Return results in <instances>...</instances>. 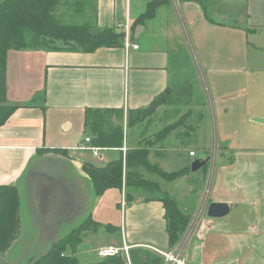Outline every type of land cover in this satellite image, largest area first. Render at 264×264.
I'll use <instances>...</instances> for the list:
<instances>
[{
    "label": "crops",
    "instance_id": "crops-1",
    "mask_svg": "<svg viewBox=\"0 0 264 264\" xmlns=\"http://www.w3.org/2000/svg\"><path fill=\"white\" fill-rule=\"evenodd\" d=\"M150 4L153 9L148 12ZM55 10L54 16L63 23L90 24L96 29L128 22L130 40L138 48H126L123 41L122 46H100L85 52L64 48L58 41L55 47L8 50L6 99L17 107L0 126V185L17 186L20 217V186L27 191L31 182L28 173L41 155L62 156L86 177L82 162L103 167L117 158H111L104 150L110 147L95 144L86 131V110H113L117 116L113 121L125 129L130 113L148 111L163 97L159 113L155 112L158 107L148 111L154 112L159 125L149 152L153 150L162 159L183 152L184 156L177 158L178 167L160 163L158 167L165 172L184 168L186 173L171 181L158 176L161 181H154L156 189L150 196L144 195L145 189L126 187L124 182L122 189L108 188L99 196L93 192L96 200L88 216L99 227L89 225L82 230L85 221L75 227V231L81 228L80 241L74 247L67 242L65 254L87 264L102 258L100 248L126 245L127 255H119L127 264H165L162 253L173 252L177 246L168 243L162 202L166 196L188 216V224L195 211L202 210L205 215L181 255L186 264H264V0H246L245 13L238 19H226L219 11L209 13L194 0H59ZM179 31L184 39L187 35L188 44L189 32L193 34L200 59L194 55L190 59L192 51L188 50V61L184 60L175 39ZM117 32L124 36L123 31ZM32 38L29 34L28 39ZM180 109L184 111L178 112ZM170 110H176L180 122L159 135L174 121ZM148 120L141 135L150 126ZM210 127L214 135L208 144ZM86 137L90 142H85ZM196 143L202 151L189 148ZM123 144L126 156L129 147L122 129V143L116 147L120 152ZM82 145L103 150L94 156L79 148ZM199 155H209L210 160L192 173L191 159ZM125 156L121 157L123 166ZM58 169L53 175L65 176L64 170ZM206 179L209 189L205 196ZM194 180L197 188L187 186ZM174 185L176 192H171L168 187ZM127 193L128 199L124 197ZM211 202L226 203L227 214L208 216ZM127 205V219L120 224L104 217L109 208ZM108 224L114 228H106ZM97 235L109 236V241L93 251L85 249L87 240Z\"/></svg>",
    "mask_w": 264,
    "mask_h": 264
},
{
    "label": "trees",
    "instance_id": "trees-1",
    "mask_svg": "<svg viewBox=\"0 0 264 264\" xmlns=\"http://www.w3.org/2000/svg\"><path fill=\"white\" fill-rule=\"evenodd\" d=\"M58 2L59 0H0V126L17 107L8 104L6 99V55L9 49L34 47L35 45L55 47L58 41L64 44V48H79L85 52L93 51L100 46L123 45V34L114 28L96 29L90 24L61 22L53 13ZM151 9H153V4L148 6V12ZM29 34L33 35L31 40L28 39ZM147 112V110H140L139 116H144ZM113 116H116L113 110L110 112L86 110L84 126L95 144L109 147L121 145L122 129L118 122L113 121ZM166 132L167 127L163 132L160 131L159 135H164ZM149 147L150 145L148 147L142 145L127 151L123 177L121 156L112 159L103 167L82 162V170L91 183L94 195L99 196L108 188L122 189L123 182L126 187H139L154 192L155 182L141 177L140 170L160 176L167 181L186 173L184 168L165 172L158 166L150 164L147 159ZM46 152L57 153L59 151L45 150ZM128 194L126 195L129 196ZM162 202L165 208L168 243L173 246L184 235L188 226V216L180 211L171 198L165 196ZM19 204L17 186L14 184L0 185V256H4L20 234ZM89 225L93 228L99 227V223L92 221L90 216L83 223L82 230ZM106 228L113 229L114 227L108 224ZM74 231L39 256L34 264H80L72 254L67 255L64 252L67 242L74 247L80 241L81 228ZM87 264H127V262L121 255H114L102 257Z\"/></svg>",
    "mask_w": 264,
    "mask_h": 264
},
{
    "label": "rangeland",
    "instance_id": "rangeland-1",
    "mask_svg": "<svg viewBox=\"0 0 264 264\" xmlns=\"http://www.w3.org/2000/svg\"><path fill=\"white\" fill-rule=\"evenodd\" d=\"M194 1L198 2L199 4H202V6L205 10L207 7L209 9V13H212L214 11L215 12L216 11L221 12V14H224L227 16V17H225L226 19H228V17H236L233 19H238L239 14L245 13V8H246V0H194ZM177 5H178L179 10L182 12L181 7H180L181 4L178 2ZM55 8H54V10H55ZM172 9L174 10L173 7H172ZM174 12H175V10H174ZM53 13L57 15L58 12H56V10H55V12L53 11ZM74 23H76V22H74ZM116 25H115L114 29H116L118 31ZM189 33H190V35H189ZM189 33H188V35H189V38L191 39V43H189V44H188L187 35H186V39H184L182 37L180 31L175 34L177 46H178L179 50H181L183 52L184 60H186V61H188L187 56H186V52H188V50L192 51L190 53V57H189L190 59L192 58L193 55L195 56V58H197V57L199 58V56H198L199 48L197 46L195 39L193 38V34L191 32H189ZM196 99L199 100V97H196ZM168 100H169V96H168ZM162 106L158 107L155 110V112L159 113L163 108ZM214 109H215V107H214ZM183 111H184V109L178 110V112H183ZM175 112H176V110H170L169 111L170 116H173L174 121L167 123V130L170 128V126L176 125L177 123L180 122V121L178 122V120H180V118L178 117V113H175ZM153 113L154 112H152V113L147 112V114L144 116L143 115L139 116V111L130 113L129 116L127 117V126L125 125V129L122 125H120L121 123H119V126H121V129H123V131H125L126 145H127V147H129L128 150H132L133 148H137L138 147L137 145H139V144H140L139 146L144 145V146L148 147V145L151 146L152 143L155 142L156 129L159 128V125H157L158 123L155 124V122H158V121L156 120L157 118L154 117ZM148 119L150 120V126L147 127L145 130V133L143 135H141L140 131L145 126ZM121 121L122 120H120L119 122H121ZM164 125H166V124H164ZM210 129H211V137H208V144H209V140L212 141L211 139L213 138V135H214L211 127H210ZM206 142L207 141H205V143H204L205 145H206ZM134 146H136V147H134ZM189 148L194 149V151H202L201 146H199V144H197V143L191 145ZM211 148H212V146H211ZM104 150H107L110 152L111 158L112 157L114 158L116 156L117 157H119V156L123 157L121 152L119 151V149L116 147H110V148H107ZM175 154H176V157H173V156H175ZM179 155L184 156V153L183 152L170 153L166 158L162 159V158L158 157L155 154V152L152 150L148 153L147 159H148V162L152 165L158 166L160 163V164H166L167 166H170V167H178V163H180V162L177 160V158ZM209 168H210V164H209ZM70 170L72 171V173L74 172V173H77L79 175L78 171L73 166L70 167ZM140 171H141V177L143 176L145 179H149L151 181H157V182L161 181V179L154 174H151V173H148V172L142 171V170H140ZM81 174H83V173H81ZM79 177H80V180H82L81 189L83 191V194H85L87 211L84 214H82L80 217H78L76 219V221L73 223V225L65 224L62 227V231L64 233L70 231L72 228L79 226L80 224H82L87 219L88 212L91 210V208H92V206L96 200L94 195H93L92 186H91V183L89 182L88 178L84 174L81 176L79 175ZM122 177H123V175H122ZM206 177L208 179L207 175H206ZM207 179H206L205 184L202 188L203 189V195H205V196L207 195L206 193L209 189V183H208ZM195 180H194V182L190 181L187 186H190V188H191V186L193 185V187L197 188V186H199V185H197L198 183H196ZM183 186L184 185H181V187H183ZM175 187L176 186L174 185L173 187L169 186L168 188H170L171 192H173V191L176 192V190L174 189ZM185 188L186 187H184V189ZM20 189H21V199H22V207H21L22 227H21L20 237L14 241V243L10 247V249L4 254V259L7 261H10V262H14L18 258H20L21 252L23 249L28 248L29 250H31L32 246H33L32 241L35 238V231L33 230V224L31 221V216L28 213L27 204H26V200H25L26 194H25L22 186H20ZM206 189H207V191H205ZM141 191H142V189H141ZM152 192L153 191H151V190H145L143 193L145 196H150L153 194ZM124 197L126 199H128L127 198L128 196L126 194H124ZM23 202H24V205H23ZM128 206L129 205H127L126 207H121V209L116 207V208H114V210L112 207V211H110V208H109L108 211H104V217L107 218L108 216H110L109 218L111 221L115 220L118 222V224H120L121 220L124 221L125 219H127V214L124 215V213L127 212L126 209L128 208ZM101 210H103V209H101ZM193 216L194 217L190 219L188 225L190 226L194 221L197 220L196 226L197 225L200 226L202 219L205 217V215L202 213V210H198V212L195 211ZM189 226L187 227V229L189 228ZM187 229H186V231H187ZM194 231H195V229H194ZM194 231H193V233H194ZM193 233H192V235H193ZM109 238H110L109 236H105V237L100 236L99 237L98 235L94 236L92 239L89 238L87 240V243H85V249H88L89 251H93V249L97 245H100L101 243L109 241V240H107ZM82 247H83V245H82ZM94 254H96V253L94 252ZM77 257H78V255H77ZM95 258L98 259L97 255ZM81 259H79V261L81 263H85Z\"/></svg>",
    "mask_w": 264,
    "mask_h": 264
},
{
    "label": "water",
    "instance_id": "water-1",
    "mask_svg": "<svg viewBox=\"0 0 264 264\" xmlns=\"http://www.w3.org/2000/svg\"><path fill=\"white\" fill-rule=\"evenodd\" d=\"M162 101L163 97L158 98L148 107V111L156 109ZM38 158V165L33 169V172L28 173L29 176L31 175V182L28 181L27 185L28 189L27 191L24 189V192L29 196L27 199L26 195L25 200L29 203L27 209L35 231L32 249H23L20 258L14 262L7 261L4 256H0V264H34L39 256L46 253L74 229L64 233L62 227L65 224L73 225L68 223L72 220L76 221L87 211L85 194L81 189L82 180L72 173L71 165L68 161L65 162L67 159L54 154H43ZM209 160V155L192 158L191 172L196 173ZM57 163L60 164L58 167ZM58 168L64 170L66 177L63 175L64 178H57L53 175V171H59ZM227 212L228 205L226 203L211 202L207 206V215L210 217H221Z\"/></svg>",
    "mask_w": 264,
    "mask_h": 264
},
{
    "label": "built area",
    "instance_id": "built-area-1",
    "mask_svg": "<svg viewBox=\"0 0 264 264\" xmlns=\"http://www.w3.org/2000/svg\"><path fill=\"white\" fill-rule=\"evenodd\" d=\"M117 29L119 31H123L124 33V46L126 48L131 47L132 49H137L138 45L134 44L130 40V24L128 22L124 23H117L116 25ZM85 142H90V138L86 137ZM79 148L85 149V150H90L94 156H98L100 151L103 150V148L96 147V146H85L82 145ZM122 155L125 156V152L127 150L126 146L123 144V146L120 148ZM192 154V153H190ZM216 156V148L213 149V152L211 153V161L210 164L213 165V162L215 160ZM212 167H211V175H212ZM197 220L194 221L187 231L184 233L182 236L181 240L177 243V246L173 252H167V253H162L166 263L165 264H186L185 261L181 258L182 253L185 251V248L188 244V241L191 238V235L196 227ZM127 250L128 246L123 245L121 247H115V246H108V247H103L98 250V255L101 257H107V256H114V255H119V254H126L127 255Z\"/></svg>",
    "mask_w": 264,
    "mask_h": 264
},
{
    "label": "bare ground",
    "instance_id": "bare-ground-1",
    "mask_svg": "<svg viewBox=\"0 0 264 264\" xmlns=\"http://www.w3.org/2000/svg\"><path fill=\"white\" fill-rule=\"evenodd\" d=\"M207 194V193H206Z\"/></svg>",
    "mask_w": 264,
    "mask_h": 264
}]
</instances>
